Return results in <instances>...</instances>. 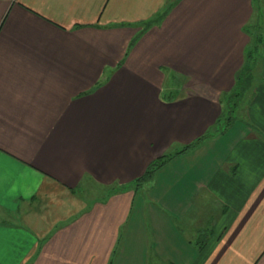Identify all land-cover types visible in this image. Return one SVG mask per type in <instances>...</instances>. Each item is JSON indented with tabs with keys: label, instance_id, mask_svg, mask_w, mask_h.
<instances>
[{
	"label": "crops",
	"instance_id": "0c3cea01",
	"mask_svg": "<svg viewBox=\"0 0 264 264\" xmlns=\"http://www.w3.org/2000/svg\"><path fill=\"white\" fill-rule=\"evenodd\" d=\"M257 1L0 0V264H264ZM253 18L242 127L134 186L224 111Z\"/></svg>",
	"mask_w": 264,
	"mask_h": 264
},
{
	"label": "trees",
	"instance_id": "16d2710c",
	"mask_svg": "<svg viewBox=\"0 0 264 264\" xmlns=\"http://www.w3.org/2000/svg\"><path fill=\"white\" fill-rule=\"evenodd\" d=\"M166 12V8L162 9L153 19H148L146 22L143 23L142 28L144 29L148 24L153 21H158ZM253 28H259L257 21L253 23ZM250 35L252 34L250 27L248 28ZM139 34V33H138ZM256 36L253 39L252 35V44L247 48L245 52V61L242 66L237 71L235 78H234V85L233 87L224 93V100H225V108L224 111L220 114V116L216 119V121L210 126V131L207 130L206 133L194 141L183 145L181 148L175 149L172 152L164 153L159 155L158 157L154 158L147 166L144 172L139 175L137 178L134 179V186H140L144 181H147L152 178L154 172L160 168L164 163L170 160L172 157L186 152L196 145H198L204 137L211 136L215 132H223L224 129L229 127L230 123L235 118V110L239 106L240 102L244 97H247V93L252 90V65L255 62L256 57L254 56V52L258 49V44L262 40L260 33L258 32L255 34ZM222 125V130L219 126ZM225 127V128H224Z\"/></svg>",
	"mask_w": 264,
	"mask_h": 264
},
{
	"label": "rangeland",
	"instance_id": "374dc122",
	"mask_svg": "<svg viewBox=\"0 0 264 264\" xmlns=\"http://www.w3.org/2000/svg\"><path fill=\"white\" fill-rule=\"evenodd\" d=\"M259 1H261V0H258V1H257V5H260ZM261 10H262V9H261ZM261 13L264 14V8H263V10L261 11ZM256 15H257V14H256ZM252 21L255 22V21H256L255 18H253ZM252 25H253V24H252ZM252 25H250V29H251V32H252V35H253V39H254V37L256 36L255 34L258 33V29L255 28V27L253 28ZM257 51H258V50H257ZM257 51L254 52V56H255V57L258 56V55H257ZM176 74H178V73H176ZM179 74H180V73H179ZM175 80L180 81V80H181V77L177 75V76L175 77ZM255 83H256V81L252 82L253 86H254ZM246 95H248V94H246ZM245 100H246V97H245L244 99H242V101L240 102L239 106H238L237 109L235 110V112H234V114H235V118H234V120L230 123L229 127H227V129L230 128V127H235V128H238V129L242 127V123H244V119L241 118V117L243 116V114H242V105H243V103L245 102ZM224 106H226V105L224 104ZM219 127H220V129L222 130V128H221L222 125L219 126ZM224 128H225V127H224ZM227 129H224V131H226ZM209 131H210V130H209ZM224 131H223V132H224ZM218 133H221V132H218ZM207 137H208V136L204 137V139H206ZM186 152H187V151H186ZM145 187H146V186H145ZM95 194L98 195L99 192L96 191ZM18 221H19L18 219H15V222H18Z\"/></svg>",
	"mask_w": 264,
	"mask_h": 264
}]
</instances>
